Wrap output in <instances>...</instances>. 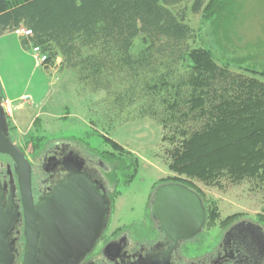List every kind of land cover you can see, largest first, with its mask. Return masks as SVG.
<instances>
[{
    "label": "trees",
    "instance_id": "16d2710c",
    "mask_svg": "<svg viewBox=\"0 0 264 264\" xmlns=\"http://www.w3.org/2000/svg\"><path fill=\"white\" fill-rule=\"evenodd\" d=\"M227 4L0 0V37L25 27L31 36L20 39L21 47L38 48L48 67L59 60L58 70L72 71L82 92L98 97L107 116L154 122L168 146L167 169L175 175L162 182L198 194V182L264 190V70L218 58L187 22L189 15L211 21ZM104 140L121 154L120 145ZM107 155L112 172H131L124 175L130 183L138 160Z\"/></svg>",
    "mask_w": 264,
    "mask_h": 264
},
{
    "label": "rangeland",
    "instance_id": "374dc122",
    "mask_svg": "<svg viewBox=\"0 0 264 264\" xmlns=\"http://www.w3.org/2000/svg\"><path fill=\"white\" fill-rule=\"evenodd\" d=\"M197 40L220 59L264 70V0H228L222 12L205 21L189 15ZM0 40V94L14 101L9 119L14 140L29 153L39 144L67 143L89 155L114 153V157L137 159V173L125 184L124 175L113 172L109 231L139 220L148 211L149 198L160 181L175 175L167 169L168 146L161 130L149 119L124 122L106 114L99 98L82 92L70 70L58 63L45 70L30 50H20L16 36ZM140 40L135 41V48ZM29 101L19 108L18 99ZM120 145L119 155L104 138ZM127 172V174H126ZM111 178V177H110ZM113 180V181H114ZM208 213L207 228L216 233L235 221H251L264 228V190L247 183H226L222 189L195 183ZM211 206V208H210ZM214 209V210H213Z\"/></svg>",
    "mask_w": 264,
    "mask_h": 264
},
{
    "label": "flooded vegetation",
    "instance_id": "af4514ba",
    "mask_svg": "<svg viewBox=\"0 0 264 264\" xmlns=\"http://www.w3.org/2000/svg\"><path fill=\"white\" fill-rule=\"evenodd\" d=\"M1 102L0 96V105ZM4 116V119L0 116V148L7 140L25 156L30 167L29 194L34 209L57 186L69 180L71 173L67 168L75 157L83 163L80 174L102 187L106 194L109 216L104 220L103 230L92 250L76 264H264V259L249 263L241 260L240 255L230 258L225 250L224 235L237 221L214 233L213 228H207L210 220L207 211L203 229L187 239H170L158 229V223L149 210L139 220L109 231L112 186L117 182L107 161L109 156L102 153L89 155L70 144L58 142L34 144L37 146L27 153L22 145L15 142L14 127L9 117ZM21 175L15 160L0 153V264L23 263L26 245L24 210L29 203L27 198L23 199ZM163 183L168 182L159 184ZM201 200L203 202L202 197ZM37 242L40 243V236Z\"/></svg>",
    "mask_w": 264,
    "mask_h": 264
},
{
    "label": "water",
    "instance_id": "95a60500",
    "mask_svg": "<svg viewBox=\"0 0 264 264\" xmlns=\"http://www.w3.org/2000/svg\"><path fill=\"white\" fill-rule=\"evenodd\" d=\"M4 114L0 105L3 119ZM0 153L9 155L20 167L23 199L27 198L29 203L24 210L26 245L22 264H76L92 250L109 216V203L102 187L80 174L83 163L75 157L67 168L71 173L69 180L57 186L34 209L29 194L30 167L25 156L7 140ZM148 210L158 229L173 241L198 234L206 222V208L199 194L179 183L157 185L150 195ZM224 245L230 258L240 255L241 260L249 263L263 260L264 230L251 221L237 222L225 233Z\"/></svg>",
    "mask_w": 264,
    "mask_h": 264
},
{
    "label": "built area",
    "instance_id": "2783aa9c",
    "mask_svg": "<svg viewBox=\"0 0 264 264\" xmlns=\"http://www.w3.org/2000/svg\"><path fill=\"white\" fill-rule=\"evenodd\" d=\"M11 35L16 36L17 38L21 39V38H28L31 36V31L26 29L25 27H19L17 29H15L12 33H10ZM30 51L33 52L35 59L37 61V63L41 64V65H45L46 62V57L40 52V50L38 48L35 47H30ZM29 101L28 97H22L18 100V105H20L19 107L22 106V104L27 103ZM1 105L4 109L5 114L7 115V117L9 116V112H10V106L12 105V102L9 101L6 98H2V102Z\"/></svg>",
    "mask_w": 264,
    "mask_h": 264
},
{
    "label": "crops",
    "instance_id": "0c3cea01",
    "mask_svg": "<svg viewBox=\"0 0 264 264\" xmlns=\"http://www.w3.org/2000/svg\"><path fill=\"white\" fill-rule=\"evenodd\" d=\"M3 38H5V37H0V40H2ZM17 38V37H16ZM18 39V43H19V46H20V50H24L22 47H21V44H20V39L19 38H17ZM56 63H58V61L56 62ZM59 64V63H58ZM46 66V65H45ZM48 69L49 68H45V70L46 71H48ZM0 96L2 97V98H6V99H8L6 96H4V94H0ZM9 101H11L12 103H14V101H12V100H10V99H8ZM19 100V99H18ZM19 108H21L22 109V107H19Z\"/></svg>",
    "mask_w": 264,
    "mask_h": 264
}]
</instances>
